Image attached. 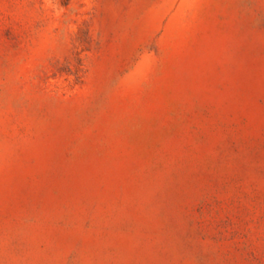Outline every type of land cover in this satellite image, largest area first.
<instances>
[{"label": "rangeland", "instance_id": "rangeland-1", "mask_svg": "<svg viewBox=\"0 0 264 264\" xmlns=\"http://www.w3.org/2000/svg\"><path fill=\"white\" fill-rule=\"evenodd\" d=\"M0 264H264V0H0Z\"/></svg>", "mask_w": 264, "mask_h": 264}]
</instances>
